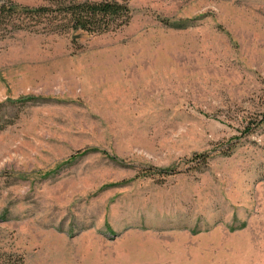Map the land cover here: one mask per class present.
Listing matches in <instances>:
<instances>
[{"label":"rangeland","instance_id":"374dc122","mask_svg":"<svg viewBox=\"0 0 264 264\" xmlns=\"http://www.w3.org/2000/svg\"><path fill=\"white\" fill-rule=\"evenodd\" d=\"M117 1L0 33V264H264V0Z\"/></svg>","mask_w":264,"mask_h":264},{"label":"trees","instance_id":"16d2710c","mask_svg":"<svg viewBox=\"0 0 264 264\" xmlns=\"http://www.w3.org/2000/svg\"><path fill=\"white\" fill-rule=\"evenodd\" d=\"M130 19V6L117 0H51L37 5L0 0L2 34L20 30L62 32L76 40L81 32L94 35L106 33L123 27ZM25 100L21 103L25 104ZM199 156L201 161L206 160L205 155ZM170 170L172 168L161 171Z\"/></svg>","mask_w":264,"mask_h":264}]
</instances>
